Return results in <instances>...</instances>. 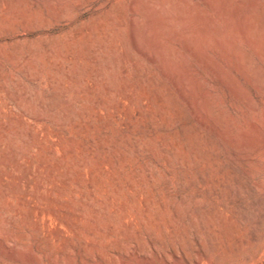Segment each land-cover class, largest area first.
<instances>
[{
	"label": "rangeland",
	"instance_id": "rangeland-1",
	"mask_svg": "<svg viewBox=\"0 0 264 264\" xmlns=\"http://www.w3.org/2000/svg\"><path fill=\"white\" fill-rule=\"evenodd\" d=\"M0 264H264V0H0Z\"/></svg>",
	"mask_w": 264,
	"mask_h": 264
},
{
	"label": "bare ground",
	"instance_id": "bare-ground-1",
	"mask_svg": "<svg viewBox=\"0 0 264 264\" xmlns=\"http://www.w3.org/2000/svg\"><path fill=\"white\" fill-rule=\"evenodd\" d=\"M262 15H263V13H262ZM243 23H245V22H243ZM261 24H263V23H261ZM240 25V24H239ZM242 26V25H241ZM239 30V29H238ZM251 33V32H250ZM248 39V38H247ZM245 61V60H244Z\"/></svg>",
	"mask_w": 264,
	"mask_h": 264
}]
</instances>
